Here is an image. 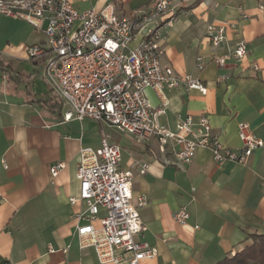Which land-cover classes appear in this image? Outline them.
I'll return each instance as SVG.
<instances>
[{
  "label": "crops",
  "instance_id": "0c3cea01",
  "mask_svg": "<svg viewBox=\"0 0 264 264\" xmlns=\"http://www.w3.org/2000/svg\"><path fill=\"white\" fill-rule=\"evenodd\" d=\"M68 1L78 11L110 3L117 15L131 17L154 0ZM209 26L224 27L217 46ZM160 32L166 36L162 62L178 77L198 79L206 93L165 88L168 106L158 124L174 131L177 115L206 116L220 144L237 151L244 123L264 144V1L189 0ZM240 40L248 51L241 62L229 58L219 67L211 61ZM43 42L28 23L0 16V264H99L92 248H78L75 216L85 206L70 199L79 193V149L98 148L103 135L119 145L121 168L135 173L134 199L146 200L138 209L145 227L140 240L157 256L140 264H216L250 245L249 235L264 234V146L245 166L219 165L208 150L175 166L167 164L172 157L159 153L155 139L139 142L89 119L64 122L66 107H50L55 95L42 79L43 64L27 58V48ZM197 57L205 62L201 71ZM145 95L160 108L153 90ZM138 162L149 164L143 176L134 167ZM58 163L64 167L52 178L50 168ZM181 208L188 212L182 225L172 217Z\"/></svg>",
  "mask_w": 264,
  "mask_h": 264
},
{
  "label": "built area",
  "instance_id": "2783aa9c",
  "mask_svg": "<svg viewBox=\"0 0 264 264\" xmlns=\"http://www.w3.org/2000/svg\"><path fill=\"white\" fill-rule=\"evenodd\" d=\"M188 1L154 0L124 17L110 3L99 10L78 11L68 0H0V16L24 21L44 36V42L29 46L26 54L30 61L43 64L42 79L66 107L64 122L89 119L139 142L155 139L159 153L172 157L167 164L175 166L191 162L198 150H208L219 165L245 166L253 151L264 146L247 124L238 126L241 148L235 151L220 144L206 116L177 115L174 131L157 122L168 106L165 88L206 93L198 79L178 77L162 62L166 36L160 30L170 25ZM223 32V26L208 27L214 46L224 39ZM247 53L246 43L240 40L226 56L211 61L223 67L229 58L241 62ZM195 66L204 69L202 57L196 58ZM147 89L156 93L159 109L149 104ZM120 161L119 145L105 135L98 148L79 149L75 174L79 193L70 203L83 204L85 211L75 216L74 237L80 250H94L99 264H140L157 256L154 247L140 240L145 227L138 209L146 200L134 199L135 173L122 169ZM63 167L62 163L52 166L51 177ZM134 167L143 176L149 164L138 162ZM172 217L182 225L188 212L181 208Z\"/></svg>",
  "mask_w": 264,
  "mask_h": 264
},
{
  "label": "trees",
  "instance_id": "16d2710c",
  "mask_svg": "<svg viewBox=\"0 0 264 264\" xmlns=\"http://www.w3.org/2000/svg\"><path fill=\"white\" fill-rule=\"evenodd\" d=\"M53 98L50 100V107L53 111L58 112L60 102L55 97ZM248 238L252 241L250 245L245 246L233 256L224 257L216 264H264V234H251Z\"/></svg>",
  "mask_w": 264,
  "mask_h": 264
},
{
  "label": "rangeland",
  "instance_id": "374dc122",
  "mask_svg": "<svg viewBox=\"0 0 264 264\" xmlns=\"http://www.w3.org/2000/svg\"><path fill=\"white\" fill-rule=\"evenodd\" d=\"M116 139H117V140L119 139V141H123V137H122L121 135H119V134L116 136ZM250 242H252V241H250ZM250 244H251V243H250Z\"/></svg>",
  "mask_w": 264,
  "mask_h": 264
}]
</instances>
